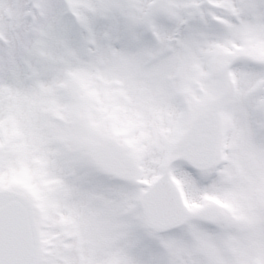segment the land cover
<instances>
[{
  "label": "rangeland",
  "instance_id": "rangeland-1",
  "mask_svg": "<svg viewBox=\"0 0 264 264\" xmlns=\"http://www.w3.org/2000/svg\"><path fill=\"white\" fill-rule=\"evenodd\" d=\"M71 82L88 94L81 104L68 99ZM215 101L217 162L195 169L182 141ZM77 114L95 137L59 120ZM89 138L96 159L123 152L127 179L66 148ZM167 169L191 216L160 233L141 196ZM75 170L90 174L79 188L68 184ZM56 178L71 186L55 201L70 200L65 218L78 193L104 206L64 235L50 213L37 264H264V0H0V189L40 206ZM76 241L84 259H61L54 244Z\"/></svg>",
  "mask_w": 264,
  "mask_h": 264
},
{
  "label": "water",
  "instance_id": "water-1",
  "mask_svg": "<svg viewBox=\"0 0 264 264\" xmlns=\"http://www.w3.org/2000/svg\"><path fill=\"white\" fill-rule=\"evenodd\" d=\"M220 130L218 105L202 112L185 136L186 159L196 167H210L216 155ZM148 224L159 231L181 225L189 215L179 188L169 172L143 195ZM38 234L33 210L24 196L0 191V264H36Z\"/></svg>",
  "mask_w": 264,
  "mask_h": 264
},
{
  "label": "flooded vegetation",
  "instance_id": "flooded-vegetation-1",
  "mask_svg": "<svg viewBox=\"0 0 264 264\" xmlns=\"http://www.w3.org/2000/svg\"><path fill=\"white\" fill-rule=\"evenodd\" d=\"M101 163H105V160L102 159ZM126 162L123 160L122 157H117V156H110L109 160H108V164H107V168L111 171L114 172H119L120 174L123 173L124 168H126ZM62 184L61 179L57 178L56 179V185H60ZM50 192H46L44 193L43 197L45 198V200H47L48 196H49ZM41 197V201H43V199ZM60 200V199H59ZM79 200V199H76ZM57 211L59 213H61L60 217L63 220H60L57 224V228L59 229V232L61 234H65V231L67 230H71V228L69 227L70 224H68L67 220L64 218V216H62V214H64L65 209L62 206H59V208L57 209ZM76 212H82V214L84 215L85 218H79V214L77 215V225H76V229L77 228H85L86 226H89V222L91 221V217H92V209L88 206H83L81 208V210L76 209ZM41 213L44 214L43 216H41L42 220L45 221V217H46V205L44 203L43 208L41 209ZM63 237V236H62ZM46 241V242H44ZM50 240L49 238H44V240L42 239V254L43 256L48 255L49 254V250H48V245L50 244ZM77 243V244H76ZM75 244V245H74ZM72 242H68V243H64V244H54V246H56L57 248H61V252H59V256L61 259H67V254L69 253V251L73 252V254H80V253H85L86 252V248L84 250H79V246H78V242L76 241L75 243Z\"/></svg>",
  "mask_w": 264,
  "mask_h": 264
}]
</instances>
